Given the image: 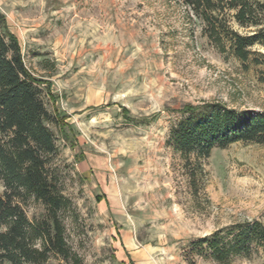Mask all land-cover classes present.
<instances>
[{"label": "rangeland", "instance_id": "374dc122", "mask_svg": "<svg viewBox=\"0 0 264 264\" xmlns=\"http://www.w3.org/2000/svg\"><path fill=\"white\" fill-rule=\"evenodd\" d=\"M0 12L62 124L49 127L73 257L46 264H220L195 243L264 222V143L188 160L168 143L188 105L264 112L262 68L222 52L182 0H0ZM24 208L30 219L43 213L32 200ZM124 223L139 246L133 260L116 243ZM230 264H264V249Z\"/></svg>", "mask_w": 264, "mask_h": 264}, {"label": "trees", "instance_id": "16d2710c", "mask_svg": "<svg viewBox=\"0 0 264 264\" xmlns=\"http://www.w3.org/2000/svg\"><path fill=\"white\" fill-rule=\"evenodd\" d=\"M182 1L222 52L229 49L242 63L261 67L264 81V54L253 51L257 45L264 46V0ZM230 19L256 30L241 34ZM44 96V88L25 63L18 38L0 12V181L5 187L0 195L1 264H46L52 255L66 261L73 257L61 217L69 201L62 193L54 162L60 149L49 127L62 124L47 109ZM180 113L168 143L184 159H207L215 148L226 149L239 142L264 143V112L205 103L188 105ZM30 200L43 207L34 219L24 208ZM194 248L199 254V249L207 250L220 264L251 259L264 249V222L219 229L197 241Z\"/></svg>", "mask_w": 264, "mask_h": 264}, {"label": "crops", "instance_id": "0c3cea01", "mask_svg": "<svg viewBox=\"0 0 264 264\" xmlns=\"http://www.w3.org/2000/svg\"><path fill=\"white\" fill-rule=\"evenodd\" d=\"M100 184H101V186H103L102 183H100ZM112 190H113V187H111L110 191L112 192ZM108 193H109V191H106V194H108ZM107 199L108 200L110 199L109 194L107 196ZM116 232H117V235H119L116 243H118L120 248H121L119 253H122L124 255L128 254L129 258L131 260H133L134 253L138 252V250H139V246L137 245L136 241L133 238V230L131 229V227H129L127 224L124 223L122 225V228H119L118 231H116ZM138 243L140 244V241Z\"/></svg>", "mask_w": 264, "mask_h": 264}]
</instances>
